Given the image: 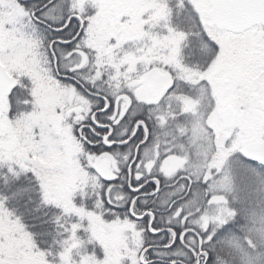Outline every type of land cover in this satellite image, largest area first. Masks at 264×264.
I'll return each instance as SVG.
<instances>
[{
  "label": "snow or ice",
  "instance_id": "snow-or-ice-1",
  "mask_svg": "<svg viewBox=\"0 0 264 264\" xmlns=\"http://www.w3.org/2000/svg\"><path fill=\"white\" fill-rule=\"evenodd\" d=\"M0 264H264V0H0Z\"/></svg>",
  "mask_w": 264,
  "mask_h": 264
}]
</instances>
